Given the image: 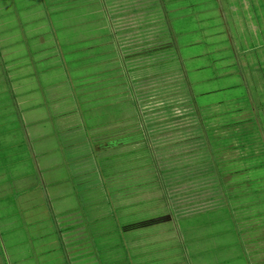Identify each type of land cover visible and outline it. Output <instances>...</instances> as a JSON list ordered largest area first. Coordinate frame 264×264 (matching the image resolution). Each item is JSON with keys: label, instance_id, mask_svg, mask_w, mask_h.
Returning <instances> with one entry per match:
<instances>
[{"label": "rangeland", "instance_id": "1", "mask_svg": "<svg viewBox=\"0 0 264 264\" xmlns=\"http://www.w3.org/2000/svg\"><path fill=\"white\" fill-rule=\"evenodd\" d=\"M3 264H264V0H0Z\"/></svg>", "mask_w": 264, "mask_h": 264}, {"label": "crops", "instance_id": "2", "mask_svg": "<svg viewBox=\"0 0 264 264\" xmlns=\"http://www.w3.org/2000/svg\"><path fill=\"white\" fill-rule=\"evenodd\" d=\"M0 264H3L2 260H1V256H0Z\"/></svg>", "mask_w": 264, "mask_h": 264}]
</instances>
